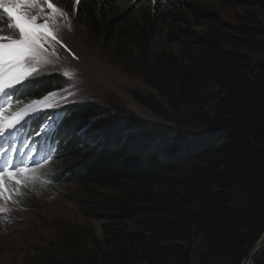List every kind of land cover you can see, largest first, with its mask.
Returning <instances> with one entry per match:
<instances>
[{"label":"trees","instance_id":"16d2710c","mask_svg":"<svg viewBox=\"0 0 264 264\" xmlns=\"http://www.w3.org/2000/svg\"><path fill=\"white\" fill-rule=\"evenodd\" d=\"M161 1L55 0L156 91L175 126L115 106L74 108L89 122L86 138L66 143L51 168L61 183L86 187L108 224L103 240L87 229L80 235L86 244L61 236L59 257L38 258V264H192L200 236L210 257L228 255L230 264H241L264 230V22L257 12H243L234 35L224 34L244 51L221 47L219 35L199 34L205 51L183 50L179 59L158 53L153 43L167 25L189 35L198 8L193 0ZM213 1L264 10V0ZM251 54L261 57L249 70ZM45 81V91L61 83L59 77ZM131 97L146 109L162 108L153 96ZM254 264H264V254Z\"/></svg>","mask_w":264,"mask_h":264},{"label":"rangeland","instance_id":"374dc122","mask_svg":"<svg viewBox=\"0 0 264 264\" xmlns=\"http://www.w3.org/2000/svg\"><path fill=\"white\" fill-rule=\"evenodd\" d=\"M193 1L198 13L192 19L189 35H184V31L174 30L171 26H165L163 37L153 43L158 53L171 52L178 55L179 59L183 50H190L191 55H200L199 50L205 51V47L199 44L202 39L199 34L206 35L207 38L219 35L218 43L221 47L244 51L236 40L226 36L234 35L232 27L240 22L239 16L243 12H257L259 20L264 22V10L258 9L257 6H222L213 0ZM143 2L148 3L149 0ZM164 3L165 0H162V4ZM180 14L184 17L189 15L186 10H181ZM59 23V42L54 45L50 43L45 47V52L54 56L46 54L49 63L55 62L54 65L47 64V73L63 76L64 81L72 79L69 82L73 86L69 87L68 91L79 90L84 98L83 103L90 106L104 109L115 106L136 118L175 126V117L168 112L165 101L143 81L126 74L100 42L79 25L74 15H70L67 23ZM191 31L194 34H191ZM260 57L261 54L249 56V70L254 68ZM184 62L188 64V60ZM216 90L215 88L211 93ZM132 92L153 96L160 101L162 108L149 110L142 107L133 100ZM47 98L49 102L57 103L62 99V95L52 92ZM213 102L214 100L210 102V107ZM35 172H39V169L32 173ZM16 188V185L10 187L13 193L11 200L0 201V205L7 209L6 212L0 213V264H38V258L46 260L51 258V255L59 257L61 236L68 242L80 240L81 233L86 234V229L93 232L96 240H103V230L108 224L106 211L105 208L99 207L97 201L86 191V187L73 184L49 186L33 182L22 186V194L19 196L16 195ZM94 189L103 195L115 193L111 189ZM235 203H241V197L235 199ZM126 224L131 226L130 222ZM79 242L86 244L82 239ZM194 250L192 264H230L228 255L216 259L210 257L204 236H200ZM84 251L85 248L82 249V252ZM262 254L263 246L253 254L249 264H254V259ZM139 264L147 262L140 260Z\"/></svg>","mask_w":264,"mask_h":264},{"label":"snow or ice","instance_id":"6c2138e0","mask_svg":"<svg viewBox=\"0 0 264 264\" xmlns=\"http://www.w3.org/2000/svg\"><path fill=\"white\" fill-rule=\"evenodd\" d=\"M74 3L78 5L80 0H74ZM69 20L68 11L60 8L55 0H0V139L7 142L6 138L10 135L14 138L16 126L34 107L27 105L6 124L5 103L17 99L14 96L18 90L16 86L22 87L26 77L36 72L39 63L50 62L45 45L49 41L59 42V22L67 23ZM5 29L11 34H2ZM44 99L47 101L49 98ZM52 128L49 122L44 130ZM18 150L15 144H9L7 148H0V155ZM33 171L26 164L17 166L12 159L4 160L0 165V201L11 200L13 193L8 186L10 183L17 186L16 195H21L22 186L36 181V177L31 175ZM6 211L0 205V213Z\"/></svg>","mask_w":264,"mask_h":264},{"label":"clouds","instance_id":"9594fccd","mask_svg":"<svg viewBox=\"0 0 264 264\" xmlns=\"http://www.w3.org/2000/svg\"><path fill=\"white\" fill-rule=\"evenodd\" d=\"M141 1L143 2V0ZM151 2L152 0H149L148 4H151ZM145 4L146 3H144V5ZM160 4H162V1ZM58 6L63 8L62 5L60 6L58 4ZM69 15L73 14L69 13ZM63 33L64 32H62V34ZM2 34L9 35L11 33L5 29ZM62 34L60 35L62 36ZM59 38L60 36L58 39ZM50 43L54 45L56 42L49 41L45 47L50 45ZM106 51L108 52V50ZM45 53L51 55L48 52ZM112 58L122 67L126 74L133 76V70L126 69L124 64L117 61L113 56ZM47 64L54 65L55 62L53 64L49 62L39 63L36 72L26 77L24 85L22 87L19 85L16 86L18 90L14 92V96L17 97V99H11L4 105V120L6 124L9 119H14L20 110L27 105H34V107L29 110L16 126L14 138L10 135L6 138L7 142L0 139V148H7L9 144H15L19 149L15 153L0 155V165L3 164L4 160L12 159V162L17 166L26 164L30 169H34V171L39 169V172L31 174L36 177L35 182L53 186L64 184L60 182V177L54 175L53 169L51 168L53 162L60 156V149L64 147L66 143L72 141L74 137H78L80 140L86 138L85 132L89 128V122L81 120L80 112L74 108L76 106L81 107L87 105L89 109H94L95 111V108L99 106H90L83 103L84 98L79 90L71 89V91H68L69 87L71 88L73 86L69 82L72 79L64 81L62 78L65 77L63 76L47 73ZM52 77H59L61 83L57 87L45 91L46 89L42 88V86L46 84L45 78ZM52 92H59L62 95V99L57 103H51L48 100L45 101L44 98L48 97ZM49 122H51L53 128L45 131L44 129ZM26 145L30 146L26 147ZM8 186L9 188L14 187L15 184L10 183Z\"/></svg>","mask_w":264,"mask_h":264},{"label":"water","instance_id":"95a60500","mask_svg":"<svg viewBox=\"0 0 264 264\" xmlns=\"http://www.w3.org/2000/svg\"><path fill=\"white\" fill-rule=\"evenodd\" d=\"M264 244V230L259 236L258 240L252 246V248L247 253L246 257L242 260L241 264H248L249 258Z\"/></svg>","mask_w":264,"mask_h":264},{"label":"bare ground","instance_id":"6f19581e","mask_svg":"<svg viewBox=\"0 0 264 264\" xmlns=\"http://www.w3.org/2000/svg\"><path fill=\"white\" fill-rule=\"evenodd\" d=\"M252 256H253V255H252ZM252 256H251V257H252ZM251 257H250L249 260H248V264H249V261L251 260Z\"/></svg>","mask_w":264,"mask_h":264}]
</instances>
